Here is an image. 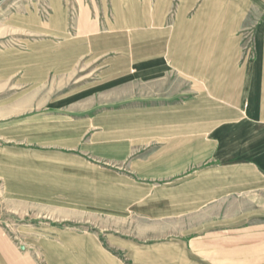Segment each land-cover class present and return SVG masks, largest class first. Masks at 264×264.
Instances as JSON below:
<instances>
[{"label":"crops","instance_id":"crops-1","mask_svg":"<svg viewBox=\"0 0 264 264\" xmlns=\"http://www.w3.org/2000/svg\"><path fill=\"white\" fill-rule=\"evenodd\" d=\"M9 203L61 213L17 226L46 264H264V0H0V264H39Z\"/></svg>","mask_w":264,"mask_h":264},{"label":"rangeland","instance_id":"rangeland-1","mask_svg":"<svg viewBox=\"0 0 264 264\" xmlns=\"http://www.w3.org/2000/svg\"><path fill=\"white\" fill-rule=\"evenodd\" d=\"M144 150H146V148ZM85 156L91 163L98 165L101 168L124 170V166H121L120 164H117L115 162L99 158L92 154H86ZM4 210L5 217L9 216L11 219V224H13L8 229L12 237L19 243V246H23L25 249L32 252L35 255V258L37 259L39 264H46L41 246L27 243L30 240V237L38 238L41 234L34 233L33 230L31 231L28 229L25 231L18 230L17 226H19L20 223L26 222V218L44 216L49 214H53V217H57L61 215V213L55 210L46 209L44 207L30 206L18 203H9L5 206ZM74 216H76L77 219H79L81 222L88 224L90 227L97 231L102 228L120 230L125 232H135V230L137 229L140 230L142 228H146L148 226L153 225V222L147 221L143 218H139L136 216L119 220L92 214H79ZM123 258H125V255L123 256Z\"/></svg>","mask_w":264,"mask_h":264},{"label":"built area","instance_id":"built-area-1","mask_svg":"<svg viewBox=\"0 0 264 264\" xmlns=\"http://www.w3.org/2000/svg\"><path fill=\"white\" fill-rule=\"evenodd\" d=\"M248 37H249V39H248V42H247V43H248L250 46H246L245 49H248V50H249L250 47H251V35H250V34H247L246 38H248Z\"/></svg>","mask_w":264,"mask_h":264}]
</instances>
